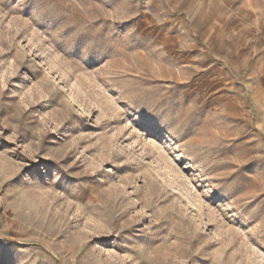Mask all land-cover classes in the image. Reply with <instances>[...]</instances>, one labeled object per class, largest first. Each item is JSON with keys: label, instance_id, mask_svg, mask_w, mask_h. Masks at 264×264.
<instances>
[{"label": "rangeland", "instance_id": "obj_1", "mask_svg": "<svg viewBox=\"0 0 264 264\" xmlns=\"http://www.w3.org/2000/svg\"><path fill=\"white\" fill-rule=\"evenodd\" d=\"M41 2L0 0V264H264V38L257 72L239 31L264 0L216 45L162 1Z\"/></svg>", "mask_w": 264, "mask_h": 264}, {"label": "crops", "instance_id": "obj_2", "mask_svg": "<svg viewBox=\"0 0 264 264\" xmlns=\"http://www.w3.org/2000/svg\"><path fill=\"white\" fill-rule=\"evenodd\" d=\"M157 2L162 1L169 6L171 11L177 10L184 13L186 16V21L184 27L194 31L197 34V40L200 38L204 42L210 43L211 45H216L221 42V38L225 36L230 31H234L232 37H236V28H230L235 24L236 19V7L231 0H155ZM225 2V4H224ZM244 10L239 9L238 13L244 14ZM242 17L240 21V26L242 25L241 36L243 35L246 39L249 37L252 43L247 45V49L250 50L251 59L250 67L251 69L259 70L258 62H260L259 55L256 54L257 49L260 48V43L264 38V27L257 26L253 31L251 26L252 22ZM256 40V42H254ZM212 42V43H211ZM262 45V44H261ZM213 49V47H212ZM219 67V66H218ZM255 82V81H254ZM259 86L264 90V76L259 79ZM254 85V84H253ZM260 91V90H259ZM264 94V92H263ZM259 101L263 102L264 107V95L259 96ZM230 103L235 105V99H230Z\"/></svg>", "mask_w": 264, "mask_h": 264}, {"label": "snow or ice", "instance_id": "obj_3", "mask_svg": "<svg viewBox=\"0 0 264 264\" xmlns=\"http://www.w3.org/2000/svg\"><path fill=\"white\" fill-rule=\"evenodd\" d=\"M55 2V0H42V2L38 5L39 7H46V6H50ZM71 31V30H70ZM67 35V33H66ZM89 39V37H81L80 40L77 42V51L74 54L80 55L81 54V49H82V45L83 43L86 42V40ZM257 166L264 168V162H260L259 165H257L256 162H253L250 166L248 170H254ZM38 167V166H37ZM43 178V177H41Z\"/></svg>", "mask_w": 264, "mask_h": 264}]
</instances>
